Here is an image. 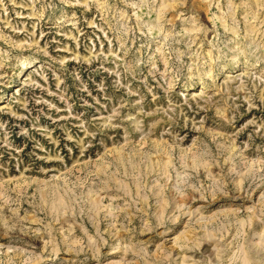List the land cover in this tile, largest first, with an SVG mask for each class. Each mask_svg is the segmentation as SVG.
Wrapping results in <instances>:
<instances>
[{"label": "rangeland", "instance_id": "obj_1", "mask_svg": "<svg viewBox=\"0 0 264 264\" xmlns=\"http://www.w3.org/2000/svg\"><path fill=\"white\" fill-rule=\"evenodd\" d=\"M0 264H264V0H0Z\"/></svg>", "mask_w": 264, "mask_h": 264}, {"label": "bare ground", "instance_id": "obj_2", "mask_svg": "<svg viewBox=\"0 0 264 264\" xmlns=\"http://www.w3.org/2000/svg\"><path fill=\"white\" fill-rule=\"evenodd\" d=\"M153 29H154V28H153ZM29 65H32V63L30 62ZM21 67H22V68H25V69L28 68V67H27V64H23ZM29 68H30V67H29ZM15 89H16V88H15ZM18 92H19V91L16 90V93H18Z\"/></svg>", "mask_w": 264, "mask_h": 264}]
</instances>
